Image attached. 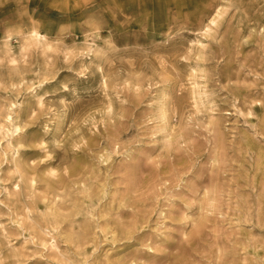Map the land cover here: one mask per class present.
Segmentation results:
<instances>
[{
    "label": "rangeland",
    "instance_id": "obj_1",
    "mask_svg": "<svg viewBox=\"0 0 264 264\" xmlns=\"http://www.w3.org/2000/svg\"><path fill=\"white\" fill-rule=\"evenodd\" d=\"M0 264H264V0H0Z\"/></svg>",
    "mask_w": 264,
    "mask_h": 264
},
{
    "label": "bare ground",
    "instance_id": "obj_2",
    "mask_svg": "<svg viewBox=\"0 0 264 264\" xmlns=\"http://www.w3.org/2000/svg\"><path fill=\"white\" fill-rule=\"evenodd\" d=\"M35 34H37V32H35Z\"/></svg>",
    "mask_w": 264,
    "mask_h": 264
}]
</instances>
